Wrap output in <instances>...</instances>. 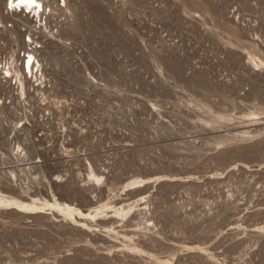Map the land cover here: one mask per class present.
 I'll use <instances>...</instances> for the list:
<instances>
[{
    "label": "rangeland",
    "instance_id": "rangeland-1",
    "mask_svg": "<svg viewBox=\"0 0 264 264\" xmlns=\"http://www.w3.org/2000/svg\"><path fill=\"white\" fill-rule=\"evenodd\" d=\"M47 1L0 0L46 79L0 114V264H264V0Z\"/></svg>",
    "mask_w": 264,
    "mask_h": 264
},
{
    "label": "built area",
    "instance_id": "built-area-1",
    "mask_svg": "<svg viewBox=\"0 0 264 264\" xmlns=\"http://www.w3.org/2000/svg\"><path fill=\"white\" fill-rule=\"evenodd\" d=\"M44 7L39 6V10L37 9V13L35 11H31V8H27L25 5L18 3V1L13 2V0H8L7 13L8 15H21L26 18L29 16H40L44 15L48 11L49 2L44 0ZM29 17V18H30ZM34 21L39 22L34 19ZM30 44L29 49H26L25 54L20 53L17 54H9V55H0V114L4 109H8L10 112H16L18 106H16V97L20 93V96L17 97L19 101L25 96L26 88H45L46 86L44 77V68L42 63L38 62V55L35 58H30L28 54V50L37 49L34 45V41L32 39L28 40ZM40 59V58H39ZM24 88V90H22ZM13 90H18V94L11 93ZM25 100V99H24ZM23 100V101H24ZM0 119L2 116L0 115ZM7 120V118L5 119ZM29 124V123H28ZM24 125L27 127V130L24 131V137H26V133L29 132L30 126L24 124H16L15 125V134L19 130H22L20 127L24 128ZM18 128V129H17ZM13 138V137H10ZM21 146V145H20ZM19 146V147H20ZM24 148L19 151L18 156H25ZM27 156V155H26ZM3 158V157H2ZM8 169H12L10 166H6L0 168V172L7 171ZM14 170L12 169L11 172Z\"/></svg>",
    "mask_w": 264,
    "mask_h": 264
},
{
    "label": "bare ground",
    "instance_id": "bare-ground-1",
    "mask_svg": "<svg viewBox=\"0 0 264 264\" xmlns=\"http://www.w3.org/2000/svg\"><path fill=\"white\" fill-rule=\"evenodd\" d=\"M18 1V3H21L23 5H25L27 8H31V11H35L37 13V9L39 10V6H43L44 7V0H13V2H16ZM6 2H8V0H6ZM50 10V8H49ZM7 12V11H5ZM48 12V11H47ZM47 15V14H46ZM9 16V15H8ZM11 16V15H10ZM18 16V15H17ZM24 18V17H23ZM31 18V17H30ZM36 18V17H35ZM44 18V17H43ZM32 19V18H31ZM39 19V18H38ZM3 20L1 18V23H3ZM20 22V21H19ZM10 23V22H9ZM14 24V23H13ZM21 24V23H20ZM35 26V25H34ZM10 28V26H9ZM13 28V26H12ZM38 29V28H37ZM35 30V29H33ZM36 32V31H35ZM37 33V32H36ZM35 36V35H34ZM32 38V37H31ZM34 41V40H33ZM36 43H37V40H36ZM34 42V45L36 44ZM37 45V44H36ZM1 49V48H0ZM37 49H33V50H28V54H29V57L30 58H35L37 59ZM39 63L41 62L38 58L37 60ZM46 80V79H45ZM34 201H41L39 198H33ZM5 202H10V203H16L22 207H26V205L21 202L20 200H17L15 197H11V196H6V195H3L0 193V203H5ZM44 205H47L48 202H44L42 203ZM52 206L57 208L59 211L67 214V215H70V216H73L74 214H80L82 216H92V215H97V213H93V212H84L83 210H81L80 208L76 207V206H73L71 205L70 203H61L60 201H58L57 199H55L53 202H52Z\"/></svg>",
    "mask_w": 264,
    "mask_h": 264
}]
</instances>
